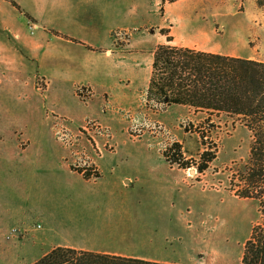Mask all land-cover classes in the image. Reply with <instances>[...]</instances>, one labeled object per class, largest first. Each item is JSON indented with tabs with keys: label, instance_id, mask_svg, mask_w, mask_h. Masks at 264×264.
Masks as SVG:
<instances>
[{
	"label": "rangeland",
	"instance_id": "obj_1",
	"mask_svg": "<svg viewBox=\"0 0 264 264\" xmlns=\"http://www.w3.org/2000/svg\"><path fill=\"white\" fill-rule=\"evenodd\" d=\"M166 36L264 61V0H0V264L8 250L23 264L54 243L83 246L85 219L109 212L129 229L163 224L171 261L240 264L260 213L230 178L251 133L226 116L204 124L218 150L197 171L205 113L145 100ZM173 142L189 168L163 157ZM96 167L95 179L78 172Z\"/></svg>",
	"mask_w": 264,
	"mask_h": 264
},
{
	"label": "trees",
	"instance_id": "obj_2",
	"mask_svg": "<svg viewBox=\"0 0 264 264\" xmlns=\"http://www.w3.org/2000/svg\"><path fill=\"white\" fill-rule=\"evenodd\" d=\"M173 2L175 0H162ZM17 7V4L12 2ZM166 42L152 52L150 77L145 92L147 103L186 105L194 112L205 113L197 131L203 145L195 166L204 172L216 157L217 144L209 147V127L217 126L214 118L226 116L240 121L251 133L247 159L234 164L231 190L240 198L258 201L260 222L254 224L244 243L240 264H264V61L193 46ZM163 157L180 168H189L192 158H185L182 145L173 142L162 152ZM80 169L84 179L100 177ZM31 264H175L143 258L121 256L92 250L57 245Z\"/></svg>",
	"mask_w": 264,
	"mask_h": 264
},
{
	"label": "crops",
	"instance_id": "obj_3",
	"mask_svg": "<svg viewBox=\"0 0 264 264\" xmlns=\"http://www.w3.org/2000/svg\"><path fill=\"white\" fill-rule=\"evenodd\" d=\"M94 140L95 145L98 147V141L96 139ZM197 186L198 183L196 182L195 189H197ZM105 214L106 215L104 216L95 218L89 217L87 220L85 219L83 234H85L86 237L91 236L93 238L90 242L83 244V246L54 243L45 251L34 255L30 260H27L23 264H31L38 257L57 245L121 256L143 258L158 262L177 263L171 261L166 255L164 242L161 240L162 235L158 230V227L163 226V224L151 228L148 224L144 223V218L141 217L140 225L135 221V225L129 229L128 222L130 221V218L128 216L121 213L111 214L110 212ZM21 260H23L22 256L13 257L12 252L8 250L5 264H20Z\"/></svg>",
	"mask_w": 264,
	"mask_h": 264
}]
</instances>
